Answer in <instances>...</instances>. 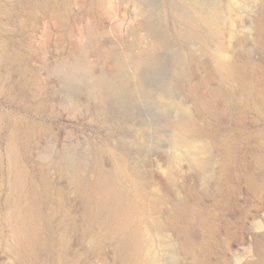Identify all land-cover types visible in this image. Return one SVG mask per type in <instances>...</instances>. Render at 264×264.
Returning <instances> with one entry per match:
<instances>
[{"label":"rangeland","instance_id":"374dc122","mask_svg":"<svg viewBox=\"0 0 264 264\" xmlns=\"http://www.w3.org/2000/svg\"><path fill=\"white\" fill-rule=\"evenodd\" d=\"M145 1L0 0V264H17L9 216L21 191L43 195L50 228L32 264H245L257 257L264 3L197 0L206 11L222 5L217 22L197 2ZM152 2L166 7L155 13ZM94 28L101 33L92 38ZM149 28L166 38L162 50ZM136 55L149 65H133ZM114 80L128 89L116 90ZM107 184L115 196H106Z\"/></svg>","mask_w":264,"mask_h":264},{"label":"bare ground","instance_id":"6f19581e","mask_svg":"<svg viewBox=\"0 0 264 264\" xmlns=\"http://www.w3.org/2000/svg\"><path fill=\"white\" fill-rule=\"evenodd\" d=\"M141 1V0H140ZM143 1H145V0H143ZM152 1V0H151ZM150 1V2H151ZM159 1V0H158ZM187 1V0H186ZM199 2H200V0H198ZM263 3H264V0H261ZM147 2H149L148 0H146L144 3L147 5ZM163 2H164V0H163ZM174 2V1H173ZM172 2V3H173ZM188 2H190V4L193 6V4L194 3H196L197 2V0H189ZM211 2V1H210ZM210 2L208 3V4H210ZM213 2V1H212ZM165 3V2H164ZM175 3H177V2H175ZM198 3V2H197ZM206 3H207V1H206ZM216 3V2H215ZM218 3H220V2H218ZM262 3V4H263ZM136 4V3H135ZM153 4V2L150 4V6ZM149 5V4H148ZM153 5H155V4H153ZM153 5L151 6V7H153ZM173 5V4H172ZM196 5V4H195ZM194 5V6H195ZM198 6L200 5L199 3L197 4ZM217 5V4H216ZM216 5L214 4V3H212L211 5H210V7H208V11H206V8H205V10H204V6H201V8H203V10L204 11H202V9L200 8V9H198V12H202V14L201 15H204V14H206V15H204V16H206V17H208V20H213V19H216V21H217V19H219L218 17H220L221 18V16H219V15H221V13L219 12V10H218V8L216 7ZM184 6V5H183ZM217 6H221L222 7V5L220 4V5H217ZM140 7V6H139ZM138 7V8H139ZM142 7V6H141ZM165 7H166V5H164L163 3H160V4H157V5H155V10H154V12L155 11H161L162 12V10L163 9H165ZM264 7V6H263ZM196 8H198L197 6H196ZM222 9V8H221ZM263 9V8H262ZM144 11H145V9H144ZM165 11V10H164ZM187 11V10H186ZM193 11H195V10H193ZM263 11V10H262ZM143 12V11H142ZM146 12V11H145ZM153 12V11H152ZM151 13V12H150ZM156 13V12H155ZM158 13V12H157ZM204 13V14H203ZM220 13V14H219ZM263 13V12H262ZM261 13V14H262ZM161 14V13H160ZM180 14V13H179ZM199 14V13H198ZM158 15H159V13H158ZM167 15V14H166ZM176 15H178V14H176ZM201 15H199V16H201ZM100 16V15H99ZM164 16H165V14H164ZM180 16V15H179ZM153 18H155L156 16H152ZM177 17V16H176ZM191 18H192V16H190ZM189 17V18H190ZM185 18V17H184ZM202 18V17H201ZM205 18V17H204ZM152 19V18H151ZM181 19H182V17H181ZM206 19V18H205ZM165 20H166V17H165ZM183 20V19H182ZM149 21V20H148ZM147 21V22H148ZM153 20H150V23H148V24H150V25H152L151 24V22H152ZM205 21H207V19L205 20ZM106 22H107V20H106ZM145 22V21H144ZM162 22V21H161ZM167 22V21H166ZM191 22H192V20H191ZM218 22V21H217ZM153 23V22H152ZM193 23V22H192ZM144 24V23H143ZM142 24V25H143ZM148 24H146V26L147 27H150V26H148ZM155 25V24H154ZM154 25H152V26H154ZM97 26V25H96ZM107 26V25H106ZM157 26V25H156ZM161 26V25H160ZM167 26V25H166ZM166 26H164V28L166 27ZM147 27H145V28H147ZM155 27V26H154ZM154 27L153 28H151V29H153V30H157L158 31V29H157V27L154 29ZM183 27V26H182ZM196 27H198V26H196ZM106 28V27H105ZM133 28V27H132ZM149 28V29H150ZM102 29H104V28H102ZM133 29H136L135 27L133 28ZM149 30L148 31V35H150V34H153L154 32L152 31V30ZM185 29V28H184ZM187 29V28H186ZM132 30V29H131ZM146 30H148V28L146 29ZM157 31H156V33H157ZM191 31V30H190ZM182 32V31H181ZM184 32V31H183ZM193 32V31H192ZM101 33V32H100ZM100 33H98V29L97 28H94V29H92L91 30V35L90 36H92V38L93 37H97V34L98 35H100ZM137 33V32H136ZM135 33V35H137ZM150 33V34H149ZM159 33V32H158ZM157 33V36L158 35H160V34H158ZM161 33V32H160ZM191 33V32H190ZM90 34V33H89ZM132 35H133V33H131ZM146 34V35H147ZM155 34V33H154ZM162 34V33H161ZM182 34V33H181ZM184 34V33H183ZM151 36V38H152V36H153V39L155 40L154 41V46L156 47V48H161V50H162V46H164V42H163V40L165 41L166 40V38H164L163 40H161L160 38H163V36L161 35L159 38H156L155 36H156V34H155V36L154 35H150ZM186 36V35H185ZM136 37V36H135ZM147 37V39L149 38V36H146ZM156 39H155V38ZM181 37V36H180ZM183 37V36H182ZM188 37V36H187ZM187 37H185V39L187 38ZM196 37V36H195ZM172 38V37H171ZM95 39V38H94ZM94 39H92V40H94ZM140 39V38H139ZM143 39H145L144 37H143ZM168 39V38H167ZM182 39V38H181ZM96 40V39H95ZM94 40V41H95ZM141 40V39H140ZM157 40V41H156ZM189 40V39H188ZM149 41V40H148ZM175 41V40H174ZM187 41V40H186ZM185 41V42H186ZM153 41H151L150 43H152ZM189 42V41H188ZM192 43H193V41H191ZM141 43V42H140ZM147 43V42H146ZM175 44H176V42H174ZM145 44V43H144ZM148 44H149V42H148ZM165 44H166V42H165ZM183 44V43H182ZM191 44V43H190ZM194 44V43H193ZM153 45V44H152ZM146 47H148L149 48V46H150V44H149V46H147V45H145ZM144 46V47H145ZM130 47V46H129ZM128 47V48H129ZM132 47V46H131ZM145 47V48H146ZM152 48L151 49H155V47H153V46H151ZM173 47H174V45H173ZM133 48V47H132ZM163 48H165V47H163ZM176 48H177V46H176ZM131 49V48H130ZM150 49V50H151ZM132 51L134 50V49H131ZM146 50H147V48H146ZM145 50V51H146ZM150 50H148V52L151 54V52L153 51H150ZM157 50H159V49H157ZM156 50V51H157ZM160 50V51H161ZM192 50V49H191ZM135 51H137V50H135ZM144 50H142V52H143ZM145 51L142 53V55L144 54V55H146L145 54ZM184 51V50H183ZM158 52V51H157ZM156 52V53H157ZM132 53H134V52H132ZM137 53V52H136ZM155 53V54H156ZM182 53H184V52H182ZM122 54V53H121ZM152 54H153V52H152ZM158 54V53H157ZM131 55V54H130ZM140 55V54H139ZM148 55V54H147ZM154 55V54H153ZM122 56V55H121ZM129 56V55H128ZM176 56V55H175ZM131 57V56H130ZM129 57V58H130ZM134 56H132V58H133ZM183 57V60H186V58H184V56H182ZM124 58V57H123ZM134 58H136V59H134ZM133 59H134V61H130V62H134L133 63V65H136V67L137 68H139L140 66L143 68L144 67V63H145V57L144 58H142V56H141V59H137V55H136V57H134ZM149 59H150V55H149V57H148ZM147 58V56H146V59H148ZM152 58V57H151ZM119 59V58H118ZM176 59V58H175ZM83 60V59H82ZM123 60H127L128 61V58L127 59H123ZM130 60H131V58H130ZM152 60H154V56H153V59ZM182 59H181V61L179 60V68H178V73H179V76H184L185 75V70H186V62L185 61H183ZM78 61H81V59L79 60L78 59ZM115 61H116V59H115ZM148 61V60H147ZM146 61V62H147ZM151 61V60H150ZM150 61H148V62H150ZM155 61V60H154ZM191 61V60H190ZM82 63H80V65H77V67H79V68H86L87 67V64L85 65V63H84V61H81ZM114 62V61H113ZM147 62V63H148ZM185 62V63H184ZM78 63V64H79ZM116 62H114V64H115ZM124 63V62H123ZM128 63V62H127ZM126 63V65H128ZM193 63V62H192ZM122 64V63H121ZM125 65V64H124ZM125 65V66H126ZM132 65V66H133ZM148 65H149V63H148ZM147 65V66H148ZM122 66H123V64H122ZM124 66V67H125ZM150 66H151V64H150ZM192 66V65H191ZM134 67V66H133ZM132 67V68H133ZM149 67V66H148ZM89 68V67H88ZM118 68V67H117ZM129 68V67H128ZM137 68H135L137 71H140V70H138ZM141 68V69H142ZM147 68V67H146ZM145 68V69H146ZM152 68V67H151ZM188 68H189V66H188ZM87 69V68H86ZM120 69V68H119ZM127 69V68H126ZM149 69V68H148ZM147 69V70H148ZM123 70V69H122ZM125 70V69H124ZM123 70V71H124ZM128 70V69H127ZM135 70V71H136ZM144 71V70H143ZM119 73H122V72H119ZM130 73H131V71H130ZM137 72H135L134 73V75L136 74ZM143 73V72H142ZM142 73H140V74H142ZM175 73H176V71H175ZM127 74V73H126ZM121 75V74H120ZM98 76V75H97ZM96 76V77H97ZM100 76H102V75H100ZM126 76H129V74L128 75H126ZM131 76V75H130ZM141 76V75H140ZM143 76V75H142ZM117 77V76H116ZM144 77V76H143ZM176 77V76H175ZM95 78V77H94ZM98 78V77H97ZM101 78V77H100ZM106 78H107V76H106ZM130 78V77H129ZM128 78V79H129ZM140 78H142V77H140ZM177 78V80H178V78L179 77H176ZM109 79V78H108ZM113 79V78H112ZM139 79V78H138ZM99 80V79H98ZM104 80H107V79H104ZM111 80V79H110ZM130 80V79H129ZM135 80V79H134ZM115 81L116 80H114V83L112 84V82H111V85H113L114 87H116L117 89L116 90H118V88L121 90V89H123V90H125V89H128L127 88V84H126V87H124L123 85H125V84H123V82H119L120 84L119 85H116L115 84ZM136 81V80H135ZM134 81V82H135ZM93 82H94V80H93ZM125 82V81H124ZM130 82V81H129ZM129 82H128V85H129ZM131 82H132V80H131ZM125 83H127V82H125ZM133 83V82H132ZM131 83V84H132ZM136 83V82H135ZM107 83H105V85H106ZM141 84V83H140ZM139 84V85H140ZM98 85V84H97ZM99 85H101V84H99ZM102 85H103V83H102ZM101 85V86H102ZM134 86H136V85H133V87ZM100 87V86H99ZM109 87V86H108ZM108 87H107V89H108ZM124 87V88H123ZM140 87V86H139ZM102 88H104V87H102ZM106 88V87H105ZM111 89H113L112 87H110ZM138 88V87H137ZM95 89H97V88H95ZM110 89V90H111ZM133 89V88H132ZM142 89V88H141ZM146 89V88H145ZM134 90V89H133ZM133 90H132V92H131V94L133 93ZM112 91V90H111ZM122 91V90H121ZM144 91V90H143ZM157 91V90H156ZM162 91V90H161ZM110 92V91H109ZM112 92H114V90L112 91ZM116 92V91H115ZM127 92H129L128 90H127ZM136 92V91H135ZM134 92V93H135ZM146 92V91H145ZM144 92V93H145ZM101 93V92H100ZM120 93V92H119ZM125 93V92H124ZM134 93H133V95H134ZM151 93V92H150ZM102 94V93H101ZM103 94H105V93H103ZM108 94V93H107ZM113 94H115V93H113ZM122 94V93H121ZM128 94H130V93H128ZM136 94V93H135ZM137 94H139V93H137ZM91 95V94H90ZM118 95V94H117ZM117 95H116V97H117ZM133 95H131V96H133ZM144 95V94H143ZM146 95V94H145ZM153 95V94H152ZM161 95V94H160ZM103 96V95H102ZM105 96H107V95H105ZM109 96V95H108ZM124 96V95H123ZM123 96H121V98L123 97ZM129 96V95H128ZM131 96H129V97H131ZM148 96V95H147ZM165 96V93H164V95H163V97ZM104 97V96H103ZM115 97V96H114ZM116 97H115V99H116ZM134 97V96H133ZM135 97H137V96H135ZM96 98H97V95H96ZM152 98H154V97H152ZM156 98H158V97H156ZM104 98H102V100H103ZM106 99V98H105ZM107 99H108V97H107ZM120 99V98H119ZM161 99H162V96H161ZM166 99V98H165ZM168 99V98H167ZM96 100V99H95ZM101 99H100V101H102ZM108 101V100H107ZM154 101H155V98H154ZM158 101V100H157ZM163 101V100H162ZM161 101V102H162ZM79 102H81V101H79ZM85 102V101H84ZM106 102V101H105ZM116 102H118V100H116ZM76 103H77V101H76ZM75 103V104H76ZM74 104V102H73V105H75ZM80 104V103H79ZM79 104H76V106H79ZM165 104V103H164ZM163 104V105H164ZM167 104V103H166ZM165 104V105H166ZM162 105V104H161ZM183 135V134H182ZM183 137H184V135H183ZM98 164V163H97ZM202 165L204 164V162H202L201 163ZM205 165V164H204ZM86 167V166H85ZM201 167V166H200ZM85 170H86V168H85ZM71 171V170H70ZM82 171H83V167L82 166H80V167H78L77 169H76V172L74 173V177L75 178H77V176H79L81 173H82ZM110 173V172H109ZM108 173V174H109ZM101 179H102V177H100ZM110 178V177H109ZM108 178V181H110V179H112V178H110L109 179ZM100 180V179H99ZM105 180H107V177H106V179ZM139 180V179H138ZM107 181V182H108ZM104 182H106V181H104ZM111 182V181H110ZM139 182H140V180H139ZM139 182H137V185H139L140 183ZM109 183V182H108ZM112 183V182H111ZM17 184H18V186L21 188V189H23L24 188V186H25V180L23 179V177L21 178V179H19V181L17 182ZM103 184H105V183H103ZM110 184V183H109ZM115 185V184H114ZM98 186V185H97ZM113 187V186H112ZM112 187L110 186V185H105V188H104V190H105V192H106V196H115L114 195V193H113V190H112ZM116 189V188H115ZM100 190V189H99ZM119 190V189H118ZM100 191H102V189L100 190ZM116 191V190H115ZM120 197H123V196H120ZM43 199H44V197H43V195L42 194H40V193H37V192H30V193H25V191H21L18 195H16V196H14L13 198H12V207H14L13 208V210L11 211V213H10V216H9V219H10V225H11V227L13 228V230L15 231V233H16V235H15V246L17 245V251H16V262H17V264H32L33 263V257L34 256H36V251H37V249H38V245L41 243V242H48V240L50 241L51 239H50V233H49V229L50 228H45V226H44V223H45V217H44V213H43V211H42V209H41V205H42V201H43ZM121 200H123L124 201V198L123 199H121ZM123 201H122V203H123ZM129 201V200H128ZM133 203V202H132ZM128 204V203H127ZM131 205V204H130ZM134 205V204H133ZM127 206V205H126ZM132 208V207H131ZM118 209V208H117ZM49 225V224H48ZM262 244H260V246H259V252H258V254H257V257L255 258V259H253V260H250V261H247L245 264H264V233H263V235H262ZM49 243V242H48ZM28 245L29 246V250H23L24 249V247H25V245ZM50 246V245H49ZM132 246L131 245H129L128 244V247H127V249H129V248H131Z\"/></svg>","mask_w":264,"mask_h":264}]
</instances>
